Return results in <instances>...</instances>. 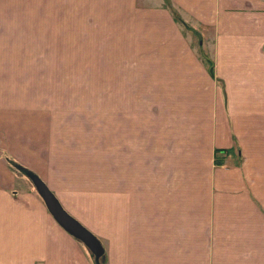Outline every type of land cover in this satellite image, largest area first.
I'll return each mask as SVG.
<instances>
[{"label":"crops","instance_id":"crops-1","mask_svg":"<svg viewBox=\"0 0 264 264\" xmlns=\"http://www.w3.org/2000/svg\"><path fill=\"white\" fill-rule=\"evenodd\" d=\"M0 47L118 73L96 78L110 135L83 134V99L0 114V264H264V0H0Z\"/></svg>","mask_w":264,"mask_h":264},{"label":"rangeland","instance_id":"rangeland-1","mask_svg":"<svg viewBox=\"0 0 264 264\" xmlns=\"http://www.w3.org/2000/svg\"><path fill=\"white\" fill-rule=\"evenodd\" d=\"M48 49L47 47L36 49L0 47V114L6 113L4 115L7 117H15V113L7 114L6 111L16 112L32 107L49 110L52 108L50 103L83 99V107L86 108L83 109V134L110 135L111 111L96 110V102L105 101L107 98L108 103H111L112 96L101 94L105 90L103 87L108 84L96 78L99 76L101 64L104 66L105 76L110 81L112 74H118L117 69L106 64L103 59L86 56L89 52L88 48L72 47L66 48V54H69L72 59L71 63H67L70 66L67 72L58 66L62 63H56V66L54 64L56 72H53L51 66L52 71L48 73L49 63L46 58ZM62 49L55 48L57 61L63 56ZM89 49L92 55H100V51L94 48ZM76 70L81 76L72 78ZM79 92L83 94L80 95ZM102 123L106 125L100 128L99 125Z\"/></svg>","mask_w":264,"mask_h":264},{"label":"water","instance_id":"water-1","mask_svg":"<svg viewBox=\"0 0 264 264\" xmlns=\"http://www.w3.org/2000/svg\"><path fill=\"white\" fill-rule=\"evenodd\" d=\"M37 193L43 199L51 215L57 222L71 235L79 239L85 246L95 255L97 261L104 254V249L99 240L79 222H77L67 211L62 207L57 197L48 188L41 178L34 174H29Z\"/></svg>","mask_w":264,"mask_h":264},{"label":"trees","instance_id":"trees-1","mask_svg":"<svg viewBox=\"0 0 264 264\" xmlns=\"http://www.w3.org/2000/svg\"><path fill=\"white\" fill-rule=\"evenodd\" d=\"M206 63H207V68L209 70V72L212 74L214 72V64L212 61H210L208 58H206ZM13 168L17 171H19L20 173H24L25 175H29V174H32L31 172L27 171L26 169L20 167L19 165L17 164H13ZM31 181V180H30ZM33 184V183H32ZM34 186V185H33ZM35 188V187H34ZM36 190V189H35Z\"/></svg>","mask_w":264,"mask_h":264}]
</instances>
